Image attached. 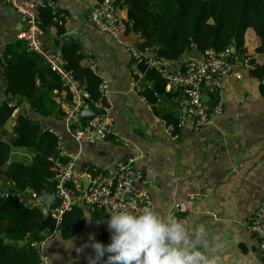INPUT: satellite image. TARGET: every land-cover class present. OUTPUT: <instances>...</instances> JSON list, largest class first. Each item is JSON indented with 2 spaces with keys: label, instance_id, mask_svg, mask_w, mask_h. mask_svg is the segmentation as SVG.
I'll return each instance as SVG.
<instances>
[{
  "label": "crops",
  "instance_id": "obj_1",
  "mask_svg": "<svg viewBox=\"0 0 264 264\" xmlns=\"http://www.w3.org/2000/svg\"><path fill=\"white\" fill-rule=\"evenodd\" d=\"M98 1L58 0V8L66 16L64 24L43 28V38L51 49L62 50L78 42L86 56L82 65L91 63L92 69L108 82L105 103L115 134L83 144L78 170L84 174L94 167L113 170L120 159L136 156L144 173L142 187L152 197V209L161 217L176 219L190 235L203 230L198 239L206 256L217 258V264H264L260 240L248 228L250 217L264 198V94L262 81L252 72L257 64L264 67V53L257 51L260 42L256 35L249 29L245 36V48L255 63L235 66L221 95L222 112H214L210 123L198 129L188 119L173 138L167 117L174 122L180 120L185 111L181 106L183 97L166 89L148 97L147 91L154 90V80L137 68L133 50L139 49L140 33L131 28L127 7L117 5L121 20L118 35L114 36L89 21V13ZM25 26L17 12L0 0V106L6 102L5 51L17 44L25 46L21 36ZM201 56V52L191 49L179 60L167 62L174 67ZM39 74L37 87H44V99H53L61 114L47 106L42 113L35 107L30 116L67 137L62 113L70 95L66 89L49 88L51 78L41 80ZM78 150L79 146L67 137L62 152ZM12 156L30 158L17 148ZM7 183V178L0 176V189ZM189 200L192 204L187 211L176 208L177 203ZM80 208L82 222L75 232L56 230L47 236L45 250L51 264H89L88 258L95 255L92 241L110 242L103 221L105 213ZM106 257L107 253L97 264H106Z\"/></svg>",
  "mask_w": 264,
  "mask_h": 264
},
{
  "label": "trees",
  "instance_id": "obj_2",
  "mask_svg": "<svg viewBox=\"0 0 264 264\" xmlns=\"http://www.w3.org/2000/svg\"><path fill=\"white\" fill-rule=\"evenodd\" d=\"M115 5L127 7L131 28L140 33L139 48H155L158 56L169 60H179L187 51L196 49L204 53L207 49L222 50L231 40H235L238 49L250 58L246 48L245 36L251 29L260 42L259 52L264 53V0H113ZM41 27L54 24L50 8H40ZM129 24V22H128ZM67 67L72 69L82 83L91 92L92 98L100 97V75L89 65H82L86 57L79 43L73 41L61 50ZM5 92L29 100L37 111L51 106L58 115L53 99H44L43 92L37 87L36 76L40 72L41 80L49 76L53 82L49 88L65 87L57 75L41 56L27 50V45L8 47L4 55ZM43 62V63H42ZM255 63V62H253ZM40 65V66H39ZM138 70L154 80V90H148V97L155 91L163 93L165 80L155 69H147L143 62L137 63ZM252 72L262 81L264 94V67L258 64ZM168 124L177 133L178 122L167 117ZM13 124V108L6 102L0 106V125L3 127L0 137V176L13 181L19 189L31 188L43 197L50 206L49 215L44 217L37 206L30 207L20 202L15 194L0 198V264H38L37 247L26 242L29 234L34 240L45 239L55 228V217L51 209L59 207L61 200L56 193L55 163L49 156L57 150L58 138L45 129L41 122L33 118L17 117ZM15 132L13 136L11 132ZM35 146L37 152L24 147ZM31 153L30 158L14 159V149ZM60 158L65 161L62 156ZM53 194L55 199L48 203L46 196ZM82 207V206H81ZM82 222L80 205L66 210L59 230L75 232Z\"/></svg>",
  "mask_w": 264,
  "mask_h": 264
},
{
  "label": "built area",
  "instance_id": "obj_3",
  "mask_svg": "<svg viewBox=\"0 0 264 264\" xmlns=\"http://www.w3.org/2000/svg\"><path fill=\"white\" fill-rule=\"evenodd\" d=\"M3 1L9 4L26 23L21 36L26 41L27 50L41 56L45 64L60 76L70 95L66 106L63 107L62 119L67 129V137L79 146L78 152L63 153L67 137L55 128L45 127L57 136V150H60L58 157L49 156V159L55 163L56 172L53 178L56 182L57 196L61 200L59 207L51 209L55 217L56 228L50 234L59 230L65 211L77 204L90 212H104L103 221L106 223L109 213L114 211L123 209L140 212L145 207L152 209V197L149 191L142 187L144 173L137 164L136 156L129 155L120 159L116 162L113 170L94 167L84 174L77 168L82 157V145L106 139L114 135L115 130L113 119L108 114V105L105 103L108 82L101 81L100 97L94 100L82 80L76 76L72 69L67 67V61L62 51L51 49L45 43L40 8H50L54 24L62 25L66 16L59 10L58 0ZM88 18L90 23L101 31L114 36L118 35L121 17L113 0L98 1L91 9ZM133 56L136 63L143 62L147 69H155L160 74L165 80V89L168 92L180 94L183 97L181 106L185 111L178 121V127H181L189 119L197 129L210 123L211 105L203 99V96L205 94L215 96L218 93L219 101L215 104L214 112H222L221 95L225 89L227 78L234 72L238 63L244 66L250 65V58L238 49L234 39L222 50L207 49L202 53L201 58L179 63L176 67H172L169 62L159 57L155 48L134 49ZM93 67H95L94 64ZM5 94L6 103L13 108L12 126L17 124L19 115L33 118L30 113L35 111V106L11 92H5ZM89 103L103 109L107 115L93 116L87 121L84 120L80 125L79 114ZM170 132L173 138L177 137V133H173L171 127ZM11 134L16 135L13 131ZM0 137L3 135L0 134ZM60 156H65L66 160L64 161ZM84 176L88 179L87 185L84 184ZM7 184L0 189V198L15 194L20 202L30 207L45 206L48 211L50 210V206L38 192L28 187L19 189L10 180ZM191 204V200L179 202L176 204V208L179 211H187ZM248 228L260 240L261 257L264 261V198L256 212L250 217ZM24 239L31 246L37 247L38 264H51L50 257L45 250L47 237L37 241L26 234Z\"/></svg>",
  "mask_w": 264,
  "mask_h": 264
},
{
  "label": "clouds",
  "instance_id": "obj_4",
  "mask_svg": "<svg viewBox=\"0 0 264 264\" xmlns=\"http://www.w3.org/2000/svg\"><path fill=\"white\" fill-rule=\"evenodd\" d=\"M46 199L52 203L55 196L48 194ZM107 229L110 242L92 241L95 255L88 258L89 264H97L105 253L106 264H217V258L201 250L198 238L203 230L190 235L176 219L161 217L148 207L109 213Z\"/></svg>",
  "mask_w": 264,
  "mask_h": 264
},
{
  "label": "water",
  "instance_id": "obj_5",
  "mask_svg": "<svg viewBox=\"0 0 264 264\" xmlns=\"http://www.w3.org/2000/svg\"><path fill=\"white\" fill-rule=\"evenodd\" d=\"M203 99L205 101H207L210 105H211V110H210V115H212L214 113V108H215V104L219 101V95L218 93L215 96H208V95H204ZM96 115H101V116H106L107 113L100 108H97L94 104L89 103L86 107H84L80 114H79V120H80V125L82 124V122L84 120H89L90 118H92L93 116ZM27 150H30L32 152H37L35 146H30V147H24ZM60 155V150H56L55 152H53L50 156L52 157H58ZM84 180V184L87 185L88 184V179L84 176L83 178ZM39 209L41 210L42 214L44 215V217H47L49 215V211L45 206H39Z\"/></svg>",
  "mask_w": 264,
  "mask_h": 264
},
{
  "label": "rangeland",
  "instance_id": "obj_6",
  "mask_svg": "<svg viewBox=\"0 0 264 264\" xmlns=\"http://www.w3.org/2000/svg\"><path fill=\"white\" fill-rule=\"evenodd\" d=\"M166 60V59H165ZM166 61H168V60H166ZM174 67H176V66H174ZM29 156H31V153L30 152H28V151H25Z\"/></svg>",
  "mask_w": 264,
  "mask_h": 264
}]
</instances>
